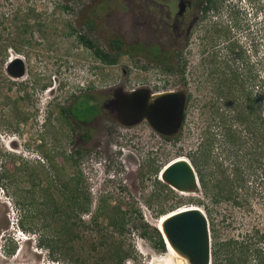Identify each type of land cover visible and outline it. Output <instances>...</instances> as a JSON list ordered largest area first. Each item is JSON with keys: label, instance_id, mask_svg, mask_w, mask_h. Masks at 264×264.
Here are the masks:
<instances>
[{"label": "rangeland", "instance_id": "374dc122", "mask_svg": "<svg viewBox=\"0 0 264 264\" xmlns=\"http://www.w3.org/2000/svg\"><path fill=\"white\" fill-rule=\"evenodd\" d=\"M144 2L0 0V17L9 28L0 37L17 46L21 36L28 41L22 45L21 53L10 48L5 66L0 63V264H81L69 255L64 259L51 254L47 248L53 240L45 226L50 224L52 230L62 224L49 218L51 207L41 204L45 199L42 189L48 182L45 171L52 176L55 172L49 158L58 165L60 180L81 176L80 191L92 200L90 211L83 214L86 226L76 224L74 228L80 237L73 253L84 258V264H96L103 257L102 249L92 253L89 250L111 234L93 226L88 228L101 196L108 198L109 205L121 203L126 209L128 204L138 211L131 215L129 234L116 239L133 248V256L126 264H179L168 249H155L152 230L158 228L162 213L176 209L195 206L207 213L212 250L216 241L241 239L256 230L264 234V195L257 179L262 168L254 164L248 170V157L244 155L249 147L239 154L243 158L238 157L245 182L234 189L232 200L214 203L212 194L206 195L201 184L200 190L191 195L158 184L165 183L161 177L163 168L179 157L191 163L199 161V169L208 178L220 177L214 168L217 160L224 163L228 173L234 172L230 165L235 163L236 154L233 146L219 137L210 105L218 95L219 73L226 67L225 61L231 68L228 72H245L250 66L258 78L256 84L260 86V81H264V0H217V7L209 11L203 27L196 32L189 64L193 75L186 83L179 80L180 71L168 74L147 55H127L118 64L110 65L97 59L82 42L81 36L109 52L111 38L119 36L122 24L128 27L137 20V11ZM24 25L28 28L25 34ZM204 34L218 41V62L213 67L199 66V40ZM237 40L245 52L241 58V48L235 53L227 49L230 42ZM17 58L22 62L15 63ZM184 59L183 54L179 64L182 71ZM143 87L155 93H191L187 116L171 140L154 134L147 122L121 125L104 106L117 91ZM86 95H95L100 113L76 132L61 118L60 108H70ZM209 130L216 136L206 164L201 159ZM86 132L91 138L80 141L77 136ZM64 157H73L78 163L74 164L72 159L64 161ZM154 168H159L157 173ZM3 171L9 177H1ZM198 177L200 180L199 173ZM155 195L157 199L152 198ZM24 210L31 211L26 228L28 237L34 240L14 233L13 223L17 224L16 219ZM145 224L150 225L146 236ZM259 246L264 249V239ZM14 248V254H10L8 251Z\"/></svg>", "mask_w": 264, "mask_h": 264}, {"label": "trees", "instance_id": "16d2710c", "mask_svg": "<svg viewBox=\"0 0 264 264\" xmlns=\"http://www.w3.org/2000/svg\"><path fill=\"white\" fill-rule=\"evenodd\" d=\"M208 6L206 11L217 7V0H207ZM68 9V8H66ZM25 29L23 33L28 32V28L24 25ZM8 27L5 25V20L0 17V33H6ZM227 34V32H226ZM81 40L94 52L97 59L110 64L116 65L120 59L127 55L143 54L147 55V51L143 47H129L123 41V39L115 35L109 41L111 50L105 51L102 47L93 41L81 36ZM24 37L18 40L20 46H17L10 39L4 36L0 37V63L5 66L9 58V49L14 48L16 52L21 53L22 45L27 43ZM240 41H232L228 44L227 49L231 53H235L237 48H243L240 46ZM244 50L242 49L238 55L241 58ZM245 53V52H244ZM151 59L155 60L157 64H161L165 72L173 73L175 69L165 61L160 52L150 53ZM226 67L220 74V81L218 83V95L214 99L213 104L210 108L213 110L216 122V128H218L220 138H223L226 143L233 146L234 153L236 154V160L233 166V171L228 173V169L225 168L224 163L217 162L214 165L215 171L220 174L215 177L208 178V176L199 169V161L193 160L192 164L195 168H198L200 175V184L204 189L206 195H211L214 203H219L221 200H232L234 199V189L242 187L245 179L244 172L241 166V160L238 159L240 153H243L245 147H249L244 157H248V170L254 165L258 164L262 168L260 176L257 179L260 181L259 187L261 193L264 195V163H260V160H264V81H260V86L256 84L258 78L254 76V69L248 66L246 74L244 71L239 69L233 72H228L230 66L228 61L224 62ZM243 70V69H242ZM183 71L180 70V74L183 75ZM230 74V76H229ZM247 76L246 78L244 76ZM248 79V80H247ZM220 100V102H219ZM60 116L65 119L68 125H71L72 129L77 132V128L82 126L83 121H90L93 117L100 113V103L97 102L95 95H86L84 98L78 100L70 108H60ZM186 116L182 119L184 122ZM73 120V122H72ZM206 134L208 145L204 147V153L201 161L206 163L210 158V153L214 149L213 139L216 135H213L209 130ZM212 136V138H211ZM78 139H90V133L86 132L77 136ZM168 140L172 138L167 137ZM45 145H42V147ZM253 154V155H252ZM250 156L252 157L250 159ZM73 160V157H64V161ZM53 169V176L47 175V187L42 189L44 201L41 204L51 207L49 208V218H55L60 221L61 226H57L50 230V224L47 223L45 226L49 229L50 238H52L53 244L47 246L48 251L51 254H58L60 257L67 255L70 258H75L77 262L84 264V258L80 255L73 253L74 245L79 241L78 232L74 230L76 224L86 226L83 221V214L90 211L92 200L91 197L85 193H81L80 184L81 176H72L67 179L60 180V170L54 160L48 159ZM209 161V160H208ZM74 164L78 161L73 160ZM208 163V162H207ZM206 163V164H207ZM213 166V164H212ZM263 166V167H262ZM159 168H154V172L157 173ZM212 174H210L211 176ZM233 176V177H231ZM1 177H9L7 171H3ZM57 179V180H54ZM161 187H169L166 183L158 181ZM35 186V184H34ZM157 199L155 195L152 197ZM150 199L149 203H152L153 199ZM32 203V206L36 207V204ZM236 204H240L237 202ZM28 206V205H27ZM37 209V208H36ZM35 209V210H36ZM40 209V208H39ZM178 210V209H176ZM174 210V211H176ZM24 214H20L19 226L25 232H28L26 228V221L30 210H24ZM40 212V210H39ZM138 213V211L132 210L127 204L126 209H123V204L109 205L108 198L101 196L99 200V208L93 214L90 220L89 226L100 228V231L110 232V236L103 238L89 250L91 253L102 249L103 257L98 259L96 264H126L127 260L133 256V248L129 245H125L123 242L116 240L117 238L124 237L129 234V221L131 215ZM173 212V211H171ZM38 213V211H37ZM170 213V212H169ZM168 214V213H167ZM165 215V213H162ZM150 225L145 224V234L149 231ZM95 230V229H94ZM154 234V247L159 252H166L167 245L165 239L160 230L155 227L152 228ZM42 239V236L41 238ZM264 239V234H260V231L256 230L254 233L239 238H231L227 242H214L212 250V264H264V249L259 246V243ZM16 248L12 251H8L10 254H14ZM60 251V253H59ZM91 255H88V258ZM87 259V258H86ZM86 264V263H85Z\"/></svg>", "mask_w": 264, "mask_h": 264}, {"label": "water", "instance_id": "95a60500", "mask_svg": "<svg viewBox=\"0 0 264 264\" xmlns=\"http://www.w3.org/2000/svg\"><path fill=\"white\" fill-rule=\"evenodd\" d=\"M17 58L15 63H21ZM116 121L147 122L162 136H174L182 125L185 99L179 91L152 92L148 87L134 89L117 96ZM163 181L178 191L195 193L200 190L198 173L190 160L179 158L161 172ZM177 213V214H175ZM162 223L165 242L187 264H212V235L208 217L202 209L176 211Z\"/></svg>", "mask_w": 264, "mask_h": 264}, {"label": "flooded vegetation", "instance_id": "af4514ba", "mask_svg": "<svg viewBox=\"0 0 264 264\" xmlns=\"http://www.w3.org/2000/svg\"><path fill=\"white\" fill-rule=\"evenodd\" d=\"M145 5L138 9L139 16L137 20L132 21L130 26L121 25L119 29V36L130 47H143L147 52V56L151 59L150 53L160 52L163 59L173 66L175 74L180 71L179 64L180 58L184 54L185 63H183V75L180 74L179 80L186 83L193 75L192 69L189 68L190 61L193 53V41L196 39V32L200 27H203L205 18L209 11H206L208 6L207 0H144ZM122 21V20H121ZM133 36L131 39L128 37ZM202 35L199 40L200 44V59L199 66L203 68L213 67L217 64V47L218 41L213 40L212 37H205ZM208 43L210 45H208ZM155 64V60L151 59ZM158 67L164 71L163 66L158 64ZM178 76V75H177ZM188 84V83H187ZM127 92V91H124ZM122 91L114 93L112 99L106 101L104 106L109 108L110 113L114 116L115 120L118 117L116 106L117 96ZM183 94L185 99L184 115L187 116L188 104L191 102V93L188 91H179ZM184 118V117H183ZM141 122V121H138ZM143 122V121H142ZM87 121L82 122L87 125ZM137 123L136 121H127L126 124L131 125ZM148 124V123H147ZM149 125V124H148ZM151 127V126H150ZM154 134L159 135L163 139L167 136H162L155 132L151 127ZM178 132V131H177ZM84 134V133H81ZM172 138V136H169ZM80 141H83L80 139Z\"/></svg>", "mask_w": 264, "mask_h": 264}, {"label": "bare ground", "instance_id": "6f19581e", "mask_svg": "<svg viewBox=\"0 0 264 264\" xmlns=\"http://www.w3.org/2000/svg\"><path fill=\"white\" fill-rule=\"evenodd\" d=\"M179 158L184 159V157H179ZM179 158H177V159H179ZM177 159H175V160H177ZM185 159H187V158H185ZM175 160H173V161H175ZM187 160H188V159H187ZM173 161H171V162H173ZM171 162H169L167 165H169ZM167 165H166V166H167ZM164 168H165V167H164ZM164 168H163V169H164ZM180 193H181V194H184V195H191V193H189V192H182V191H180ZM196 208L202 209V208H200V207H195V206H193V207L181 208V209H178V210H176V211H179V210H182V211H188V210L196 209ZM202 210H203V209H202ZM176 211L170 212V213L165 214L164 216L161 217V219H160V221H159V225H158V228H159L161 231H162V223H163L166 219H168L169 217H171V216L177 214V213H175ZM203 211H204V210H203ZM173 213H175V214H173ZM204 213H205L206 216H207V213H206L205 211H204ZM167 246H168V250H169L174 256H176V258H177L176 261H178L179 264H187V262H186L182 257H180V256L176 253V251L173 249V247L170 245L169 242H167Z\"/></svg>", "mask_w": 264, "mask_h": 264}, {"label": "clouds", "instance_id": "9594fccd", "mask_svg": "<svg viewBox=\"0 0 264 264\" xmlns=\"http://www.w3.org/2000/svg\"><path fill=\"white\" fill-rule=\"evenodd\" d=\"M52 90H53V89H51L50 91H52ZM19 220H20V216H19L18 219H16L17 224L13 223V230H14L15 235L23 236V237H25L26 240H34L35 238H33V237H28V236H29V233L25 232L24 230H22V229L20 228V226H19ZM15 226H18V228L15 227ZM158 229H159V228H158ZM30 235H31V234H30ZM166 245H167V243H166ZM167 249H168V246H167Z\"/></svg>", "mask_w": 264, "mask_h": 264}]
</instances>
